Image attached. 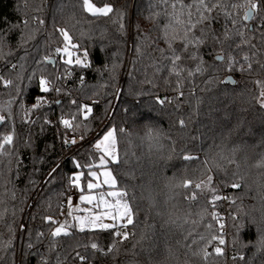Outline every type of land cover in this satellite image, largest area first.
I'll return each mask as SVG.
<instances>
[{
    "label": "trees",
    "instance_id": "obj_1",
    "mask_svg": "<svg viewBox=\"0 0 264 264\" xmlns=\"http://www.w3.org/2000/svg\"><path fill=\"white\" fill-rule=\"evenodd\" d=\"M90 1L97 6L110 3L116 14L108 17L92 16L82 9L81 0H27V7L26 0H0V30L19 25L8 35V47L4 51L11 50L12 63H20L19 58L26 56L20 80H16V72L10 71L0 60V73L5 79H13L23 89V99L17 98V102L11 104L14 145L22 167L18 176L12 179L16 171L15 159L11 168L0 165L4 172L0 178V200L3 201L0 212L4 213V221L0 223V234L3 236L0 242V264H40L42 255L48 264H81L77 252L88 258L85 264H205L201 256L193 255V252L204 246L203 242L192 244L191 241H199L200 235L210 237L214 234L207 228L209 223L218 227L212 219L213 212L223 218L221 222L225 223L228 246L225 258H216L214 261L210 258V264H264V249L258 250L255 246L258 239L256 227L247 218L244 229L239 233L240 243L232 246L235 229L228 217L230 210L235 212V207L229 200L221 199L212 207L208 204L212 196L208 189L198 191L197 199L189 201L185 198L186 190L169 186V180L184 175L185 170L188 176L198 178L196 182H200V179L206 178L200 176L201 161L222 154L234 163H228L227 159L222 162L225 171L213 173L216 182L210 188L214 187L221 197H239L237 204H242L246 212L250 205L257 204L254 197H258V191L254 181L260 177L264 182V176H261L264 168L255 167L264 156V109L256 102L260 89L253 81H264V71L258 69L250 76L238 71H221L211 85L205 83L208 78L205 72L184 81L185 95L179 101V109L175 104L161 107L155 104L153 93L170 97L175 93L163 87L166 69L153 76V65L168 63L156 49H167L162 37L169 19L175 16L186 21L187 11L181 14L179 5L173 9L161 3V0ZM174 2L170 0V4ZM182 2L189 4L191 0ZM234 2L243 3L244 0ZM37 8L39 11L34 12ZM246 10V7L238 10V19ZM259 14L264 15V11ZM33 15H38L44 23L39 25L35 38L27 41L26 53L25 48L18 47V44L21 35L27 37L35 25L30 23L24 29L21 21L25 16L31 19ZM224 23L221 16L212 27L221 34ZM248 23L254 25L259 21ZM120 25H123V29ZM62 27L69 30L73 41L81 46V52L85 49L88 52L89 67L69 66L70 75L64 72L60 57L55 55V49L62 46V38L56 29ZM199 27L194 30L197 35ZM175 28L177 32L182 31V26ZM131 29L133 38L128 34ZM258 40L257 37L252 42L257 43L261 53L259 59L264 63V44H259ZM134 44L141 48L142 55L133 51ZM174 47L180 48L179 42ZM214 48L218 51L219 45L213 46L208 41L200 50L209 65L213 63ZM242 55L243 52L240 53ZM45 56H51L58 63L55 66L42 63ZM183 63L195 69L193 61ZM113 64L117 67L114 78H110L104 69ZM34 72L37 78L41 74L53 78L57 73L66 75L67 79L59 81L57 86L63 87L67 94L49 93L51 105L29 112L28 117H25L24 113L31 108L34 97L40 94L36 80L25 88ZM229 75L239 83L226 86L219 82ZM81 76L84 77L85 86L80 84ZM145 76L155 79L158 87L153 88L145 83ZM172 80L174 82L175 77ZM14 96L15 86L9 89L0 84V107H6ZM73 99L81 104L99 100L93 108V114L83 121L87 129L81 127L75 133L65 132L59 123L62 115L67 118V113L75 111V106L70 103ZM198 99L200 103L197 106ZM56 100L62 103L56 104ZM181 117L187 121L185 129H180L176 123ZM24 119L34 123H25ZM45 121H51V124ZM113 125L117 129H125L124 133H117V147L121 156L129 162L123 167H110L116 176L117 187L121 191L127 190V200L135 213V227L130 225L128 231L136 235H130L123 243L113 240L111 230L80 232L74 218L68 216V194L78 193L75 187L69 186V178L79 171L70 157H75L81 164L88 163L92 155H98L93 153L92 143L98 134ZM149 127L160 133L159 144L145 137ZM8 132V126L0 128V134ZM82 132L85 136L83 141L80 140ZM62 135L69 139L74 137L77 143L65 146ZM29 139L31 146L28 145ZM181 151L199 159L185 162L179 158ZM169 154L173 157L170 160L166 159ZM0 160L5 165L8 163V158L2 155ZM57 165L60 167L55 178L51 183H46L48 174ZM129 171L134 178L125 175ZM225 173L228 177L232 173H238L236 178L244 176L250 187L232 189L225 186L220 179ZM8 180L11 183H7ZM45 216L75 225L69 229L72 235L57 237L53 243L50 232L56 225L46 223ZM169 217L175 223H165ZM5 223L12 225L11 231L4 227ZM39 233L44 235L38 239ZM141 233L146 238L137 244ZM9 239L11 247L5 249L2 244ZM92 242L98 243L104 250L115 243L117 250L105 255L102 251L91 249ZM29 244L32 246L29 247ZM208 250L211 251L210 248ZM237 253L244 259L233 260L232 257Z\"/></svg>",
    "mask_w": 264,
    "mask_h": 264
},
{
    "label": "snow or ice",
    "instance_id": "obj_2",
    "mask_svg": "<svg viewBox=\"0 0 264 264\" xmlns=\"http://www.w3.org/2000/svg\"><path fill=\"white\" fill-rule=\"evenodd\" d=\"M161 3L166 6H171L173 9L177 5L181 8V14L184 10L187 11V20L182 21L179 18L173 16L169 19L168 23L164 26L163 29V39L167 45V49L157 48L156 50L160 52L161 57L168 61L167 64H158L153 65L155 72L159 73L161 71L167 70V77L163 80V87L166 90H170L175 93L174 96L160 95L158 92L153 93L155 104L164 107L166 105L175 104L176 108L179 109L181 104L179 101L184 97L185 93L183 91L184 81L186 79L193 78L197 75H203L205 72L208 74V78L205 80V83L208 85L213 84L217 80V75L221 71L233 73L240 72L241 74L251 75L256 72L258 69L264 71V63H261L257 43L252 41L259 38L258 43L264 44V15H260L261 11H264V0H244L243 3L234 2V0H191V3L184 4L182 0H175L174 3L170 4V0H161ZM27 7V0L25 3ZM81 7L85 12L90 13L92 16L99 17L105 16L108 17L110 14H116V10L113 5L110 3H104L102 6H97L90 2V0H81ZM243 16L238 19L239 9L245 8ZM39 9H35L34 12H38ZM223 16L224 25L222 26L221 34H218L212 25L214 22L219 20ZM193 17L195 21L193 22ZM151 18V17H150ZM249 21H259L254 25H250ZM35 25L30 34L27 37L21 35L20 43L18 47L25 48L27 53L26 43L28 40L35 38V33L39 30V25H42L44 21L39 18L38 15H33L31 19L27 16L21 21L24 29L29 27V24ZM228 25L232 27L229 28ZM175 26H182V31L177 32ZM198 29L199 34L197 35L194 30ZM19 25H13L12 29L0 30V60H3L4 64L10 69V71L16 72V80L21 79V75L24 70L23 60L25 57H21L20 63H12L10 56L12 55L11 50L5 52L4 49L8 47V35L10 32ZM120 28L123 29V25H120ZM56 31L59 33L62 38V46L55 49V55L60 57L61 66L64 67V72L70 75L68 72L69 66H81L89 67L87 63L88 52L85 49L83 52L80 51L81 46L73 41V37L69 34L67 28H57ZM170 32L172 35H170ZM251 34V35H248ZM83 35V33H82ZM208 41H211L213 46L219 45V50L213 49V63L207 64L201 53V47L204 46ZM179 42L180 48L174 47V44ZM230 42V43H229ZM227 45V46H225ZM153 47L155 44L153 43ZM245 49L247 51H245ZM133 51L138 55H142L141 48L139 46L133 45ZM243 52V55L240 56V53ZM74 53H76L74 55ZM239 57V58H238ZM184 61H193L195 63V69L188 67ZM42 63L56 65L57 60L53 59L51 56H45ZM117 65L113 64L111 67H106L104 72H107L110 78H114L115 70ZM17 69L19 71L17 72ZM103 74V73H102ZM172 77H175L173 82ZM67 79V76L62 73H57L55 77H50L44 74H41L38 78L36 73H32L28 78V83L25 85V88L29 87L34 80L37 81L36 87L40 93L38 96L34 97V102L30 109H27L24 113L25 117H28L29 112L36 111L40 108L51 105V101L48 99V94L55 92L58 95L65 92V89L61 86H57L58 82L61 80ZM145 83L151 85L153 88H157L158 85L155 79H149L145 76ZM224 85H237L239 82L229 75L226 79H221L219 81ZM253 83L256 84L257 88L260 89L259 94L256 96V102L259 106L264 109V81L255 80ZM0 84H3L4 87L11 89L15 86V96L12 100L8 102L6 107H0V128L8 126L9 132L5 134H0V155L8 158V163L5 165L3 160H0V165L3 167L11 168L13 159H15L16 171L13 173L12 179H15L19 174V169L22 167V161L19 159L18 153L15 150L14 145V119L11 114V104L17 102V98L23 99V89L19 84L15 83L13 79H5L3 73H0ZM80 84L85 86L84 77H80ZM192 93H189L191 95ZM56 104H61L60 100L55 101ZM75 106V111H70L67 113V118L64 115L61 116L59 123L63 126L65 132L71 131L75 133L78 129L83 127L87 129V124H84L83 121H87L89 117L93 114V108L96 104L99 103V100H93L89 103H78L77 100L73 99L70 102ZM200 101L197 100V106ZM23 110V106L21 105ZM6 113V114H4ZM25 123H34L30 119H24ZM47 124H51V121H45ZM180 129H185L187 127V121L185 118H178L176 121ZM124 133V128L117 129L114 125L109 126L102 132L98 134L97 138L92 143L93 153H98V155H92V159L86 164H81L79 160H76L75 157H70L72 160L75 169L79 170L74 175L69 178V186L79 189L81 192L85 191V188L82 187L81 181L85 180L86 189L91 192L94 189H98L101 185H106L109 187H116L117 179L113 175L112 168L110 166H119L123 167L128 164V160L121 156V153L117 147V133ZM145 137L159 144L161 139L160 133L149 127L145 132ZM62 143L65 146L75 145L77 140L73 137L71 139L62 135ZM85 138L84 133L80 135V140L83 141ZM174 144V142H172ZM28 145L31 146V140L29 139ZM179 158L183 161H193L198 160L197 156L192 155L191 153L181 151ZM172 154H169L166 159H172ZM227 159L228 163H234L231 159L224 157L222 154H218L214 158H206L201 161V170L200 176L206 177L200 179V182H196V179L187 175L185 170L184 175L179 177H173L169 180V186L172 189H184L187 191L185 198L189 201H194L197 199L198 191L202 192L205 189L211 191V199L208 200V204L212 207L216 206V202L225 199L229 200L230 204L235 207V212L231 210L229 212V219L233 221V227L235 229V234L232 241V246L235 247L237 243H240L239 233L245 227V218L248 222L256 227L258 239L256 245L258 250L264 249V182L261 181L258 177L254 183L257 186L258 197L257 204L249 206V210L246 212L242 204H237V198L221 197L217 194L216 189L211 187L216 182V177H214V172H224L225 169L222 167V162ZM60 165H57L52 171L48 174V179L46 183H51L55 178V175L59 169ZM256 168H264V156L261 160L255 165ZM86 169V171H84ZM103 169V171H98ZM4 175L3 168H0V178ZM126 176L133 177L131 171L125 173ZM103 177L101 181L100 177ZM238 173H232L231 177H228L225 173L224 177L220 179L223 180L225 186H228L232 189H241L242 187H250L247 185L246 178L242 175L239 178H236ZM261 176H264V173H261ZM134 178V177H133ZM245 183L242 184L241 182ZM7 183H11V180H8ZM105 195L107 196H116L118 199L115 201L114 205H109L105 200ZM179 195V193H177ZM127 190L119 192H107L100 193L99 197L92 195H81L79 197L81 202L87 201L91 204L94 200L97 201L96 206L99 207L100 204H104L106 211L104 212V217H111V223H102V217L100 215H89L83 219L74 217V219L79 224L78 231L84 232L87 225H94L99 222V228H91L92 231L97 230H111L113 240H118L120 243L127 241L131 236L135 237L136 233H130L128 228L130 225L135 227L134 221V211L132 205L127 200ZM15 198V193L13 192V199ZM3 201L0 200V204ZM69 212L68 216H72L73 210L71 206V198L69 197ZM207 209H205L206 211ZM90 211V210H89ZM212 219L216 221L218 227H214L212 223L207 225V228L210 232L214 234L210 237H205L200 235L199 241L193 239L192 244H197L203 242V247L197 252H193L194 256H201L205 264H210V258L212 261L216 258H225L226 256V247L228 246V241L225 239V223L221 222L222 217L217 213H211ZM203 218V213H201ZM44 220L50 225H56L52 228L50 235L53 238V243H55V238L61 236H70L72 233L69 229L75 227V225L68 224L67 221L61 223L57 221L52 216H45ZM4 221V213L0 212V223ZM165 223H175L171 217ZM4 227H7L10 231L12 225L4 224ZM22 227V226H21ZM44 234L39 233L37 238L39 239ZM191 235V233H189ZM146 238L145 234L141 233L137 244H140ZM3 241V236L0 234V242ZM11 239L6 243H3L2 246L7 249L11 247ZM32 245L29 244V247ZM247 246V245H242ZM90 248L95 251H102L105 255L113 253L116 249V244L113 243L106 250L101 249L98 246V243L92 242ZM211 249L209 251L208 249ZM51 250V248H50ZM77 258L81 261V264H85L87 257L80 255L77 252ZM233 260H243L244 257L238 253L232 257ZM40 264H48L47 259L42 255Z\"/></svg>",
    "mask_w": 264,
    "mask_h": 264
},
{
    "label": "rangeland",
    "instance_id": "obj_3",
    "mask_svg": "<svg viewBox=\"0 0 264 264\" xmlns=\"http://www.w3.org/2000/svg\"><path fill=\"white\" fill-rule=\"evenodd\" d=\"M91 2V1H90ZM129 36L131 38H133V30L131 29L128 32ZM76 53H74L75 55ZM98 171H103V169H99ZM87 178H85L84 180L81 181V185L82 187L85 188V191L81 192L79 189L74 188L75 191H77L78 193L75 195V197L73 199H71V206H72V210H73V214L71 217H78V218H85L89 215H100L102 217L101 222L102 223H111V217H104V212L106 211L105 205L104 204H100L99 207L96 206L97 201H93L91 204H89L87 201L85 202H81L79 197L81 195H92V196H96L97 198L99 197L100 193H107V192H119L121 191L117 185L116 187H109L106 185H101L100 188L98 189H94L91 192H89L86 189V183L85 180ZM101 181L103 180V177H100ZM118 199V197L116 196H107L105 195V200L108 202L109 205H114L115 201ZM70 210V208H69ZM90 210V211H89ZM75 220V219H74ZM77 227L79 228V224L77 223V221L75 220ZM99 228V222L94 224V225H87L85 230H90L91 228Z\"/></svg>",
    "mask_w": 264,
    "mask_h": 264
},
{
    "label": "built area",
    "instance_id": "obj_4",
    "mask_svg": "<svg viewBox=\"0 0 264 264\" xmlns=\"http://www.w3.org/2000/svg\"><path fill=\"white\" fill-rule=\"evenodd\" d=\"M62 161H63V159H62ZM75 196V193L74 192H70L69 194H68V197H70L71 199L73 198ZM67 205V204H66Z\"/></svg>",
    "mask_w": 264,
    "mask_h": 264
},
{
    "label": "water",
    "instance_id": "obj_5",
    "mask_svg": "<svg viewBox=\"0 0 264 264\" xmlns=\"http://www.w3.org/2000/svg\"><path fill=\"white\" fill-rule=\"evenodd\" d=\"M249 22H251V21H249ZM53 66H55V65H53Z\"/></svg>",
    "mask_w": 264,
    "mask_h": 264
}]
</instances>
